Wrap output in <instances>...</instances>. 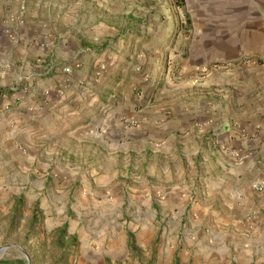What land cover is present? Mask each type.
Segmentation results:
<instances>
[{"label": "rangeland", "instance_id": "rangeland-1", "mask_svg": "<svg viewBox=\"0 0 264 264\" xmlns=\"http://www.w3.org/2000/svg\"><path fill=\"white\" fill-rule=\"evenodd\" d=\"M78 2L93 9L98 25L108 26L101 30L107 40L97 43L104 47L98 65L85 63L83 51L69 56L70 33L85 38L90 13L79 14L84 22L76 29L64 23L55 33L44 29L50 14L34 11L27 48L43 49L44 40L56 37L57 56L67 50L56 66L71 64V74L90 66L82 85L100 87L101 94L104 86L112 87L113 93L97 98L94 89L73 102L83 118L41 135L36 154L4 140L0 131V248L7 247L0 251V264H264V196L255 201L259 228L249 243L236 217L228 220L219 194L213 200L207 184L197 183L203 177L201 157L214 152L213 143L188 140L187 130L163 135L162 91L184 71L192 33L189 1ZM173 3L176 7L167 9ZM142 11L149 23L140 36H129L128 16L137 18ZM9 19L26 24L16 15ZM230 62L239 60L223 65ZM12 63L9 59L6 68ZM24 64L21 57L17 66L24 70ZM101 64L106 69L97 76ZM45 65L37 58L31 66L42 72ZM15 149L20 157L13 155ZM182 154L184 167L177 156ZM145 159L161 167L152 165L146 175Z\"/></svg>", "mask_w": 264, "mask_h": 264}, {"label": "crops", "instance_id": "crops-1", "mask_svg": "<svg viewBox=\"0 0 264 264\" xmlns=\"http://www.w3.org/2000/svg\"><path fill=\"white\" fill-rule=\"evenodd\" d=\"M188 1L192 33L185 47L183 74L165 84L162 91L167 99L163 135L187 130L188 140L213 143L214 152L201 157L203 177L197 183L207 184V195H212L213 200L219 194L220 205L229 212L228 220L235 216L234 221L252 243L255 239L251 236L255 237L259 228L255 201L264 196V190L253 187L255 183L264 187V0ZM34 11L39 15L50 14L44 29L55 33L65 29L64 23L69 24L70 30L76 29L84 22L79 14L90 13L86 24L88 35L79 38L70 33L69 56L83 51L84 62L91 67L98 65L104 55V47L97 43L107 40L104 37L107 34L101 30L108 26L98 25L92 16L93 9L83 7L78 0H0V131L4 140L9 138L21 150L31 148L36 154L41 150L38 144L41 135L46 138L68 126L72 118L74 121L83 118L82 111L74 110L73 102L95 87L82 85L89 78L90 66L73 74L64 72L71 64L56 66V60L67 54L63 50L57 56L56 37L44 40L43 49L27 48L33 34L30 31L35 27L30 16ZM12 15L26 19V24L12 22L9 19ZM20 38L22 47L17 46ZM79 45L86 48L77 49ZM21 57L25 61L24 70L17 66ZM37 58L46 63L42 68L47 70L32 69V61ZM9 59L13 63L6 68ZM228 60L242 62L227 68L223 62ZM28 86L29 89L24 88ZM103 88L106 91L102 94L100 87L92 94H97V98L110 97L112 87ZM7 103L9 109L5 108ZM90 106L93 104L87 108ZM15 151L13 155L20 157ZM177 156L184 167L185 155ZM144 163L146 175L151 174L152 165L161 167V163L153 164L147 159ZM262 206L264 202L260 203Z\"/></svg>", "mask_w": 264, "mask_h": 264}, {"label": "trees", "instance_id": "trees-1", "mask_svg": "<svg viewBox=\"0 0 264 264\" xmlns=\"http://www.w3.org/2000/svg\"><path fill=\"white\" fill-rule=\"evenodd\" d=\"M164 1L165 0H162V2H164ZM176 5H177V3H173L172 5L167 6V9L171 8L170 10H173L176 7ZM141 14L142 15H140L137 18L133 15L128 16V28H127V30H130L129 36H131L134 32L139 34L137 36H140L142 31H143V27L146 28L145 25L149 23V19H150L149 15L144 14L143 11ZM128 39H129V37L126 38V41ZM60 236H61V238H64L66 236V232H65L64 228L62 230H60Z\"/></svg>", "mask_w": 264, "mask_h": 264}, {"label": "built area", "instance_id": "built-area-1", "mask_svg": "<svg viewBox=\"0 0 264 264\" xmlns=\"http://www.w3.org/2000/svg\"><path fill=\"white\" fill-rule=\"evenodd\" d=\"M20 22L23 23L22 21H20ZM239 62H242V61H239ZM233 65L234 64L230 62V63L225 64V67L229 68V67H231ZM105 69H106L105 64L99 65L97 67V70H96V75L97 76L101 75L105 71ZM64 72H66V73L71 72V68L70 67H65L64 68ZM5 108L6 109H9L10 108V103H7L6 106H5ZM31 109H34V107H31ZM239 160H242V158H240ZM253 187L256 188V189H258V190H262L264 188L263 185H262V183H255L253 185Z\"/></svg>", "mask_w": 264, "mask_h": 264}, {"label": "water", "instance_id": "water-1", "mask_svg": "<svg viewBox=\"0 0 264 264\" xmlns=\"http://www.w3.org/2000/svg\"><path fill=\"white\" fill-rule=\"evenodd\" d=\"M6 249H7V247H5V248H0V251L4 252ZM23 252H24L25 256L27 257V253H26L25 251H23ZM27 264H31V262L28 261Z\"/></svg>", "mask_w": 264, "mask_h": 264}]
</instances>
